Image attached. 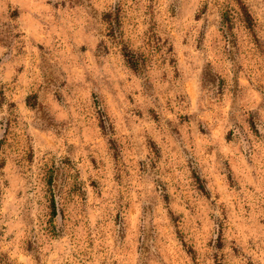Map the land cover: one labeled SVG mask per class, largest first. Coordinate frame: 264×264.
Returning <instances> with one entry per match:
<instances>
[{
  "label": "rangeland",
  "instance_id": "rangeland-1",
  "mask_svg": "<svg viewBox=\"0 0 264 264\" xmlns=\"http://www.w3.org/2000/svg\"><path fill=\"white\" fill-rule=\"evenodd\" d=\"M0 264H264V0H0Z\"/></svg>",
  "mask_w": 264,
  "mask_h": 264
},
{
  "label": "trees",
  "instance_id": "trees-1",
  "mask_svg": "<svg viewBox=\"0 0 264 264\" xmlns=\"http://www.w3.org/2000/svg\"><path fill=\"white\" fill-rule=\"evenodd\" d=\"M240 14H241V17H242V21L244 23V25L247 27V28H252L253 26V19L250 15V13L248 12V10L246 9V7H244L243 5L240 6ZM123 56L125 57L128 65L131 67V68H135L136 67V62L135 60H133V57L128 54L127 52L126 53H123ZM32 106V105H30ZM51 215L54 216L55 213H56V208H55V203H54V200L52 199L51 200Z\"/></svg>",
  "mask_w": 264,
  "mask_h": 264
}]
</instances>
